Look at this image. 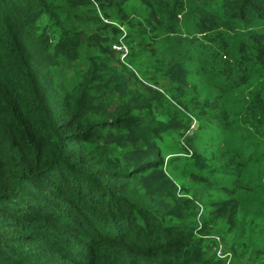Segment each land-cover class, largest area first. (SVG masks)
<instances>
[{"label":"trees","instance_id":"16d2710c","mask_svg":"<svg viewBox=\"0 0 264 264\" xmlns=\"http://www.w3.org/2000/svg\"><path fill=\"white\" fill-rule=\"evenodd\" d=\"M0 264H264V0H0Z\"/></svg>","mask_w":264,"mask_h":264},{"label":"clouds","instance_id":"9594fccd","mask_svg":"<svg viewBox=\"0 0 264 264\" xmlns=\"http://www.w3.org/2000/svg\"><path fill=\"white\" fill-rule=\"evenodd\" d=\"M127 53H128V49L125 46H123V48H122V58H124L127 55ZM219 252L221 253V251H219Z\"/></svg>","mask_w":264,"mask_h":264},{"label":"built area","instance_id":"2783aa9c","mask_svg":"<svg viewBox=\"0 0 264 264\" xmlns=\"http://www.w3.org/2000/svg\"><path fill=\"white\" fill-rule=\"evenodd\" d=\"M125 55V54H124ZM220 253V252H219Z\"/></svg>","mask_w":264,"mask_h":264}]
</instances>
